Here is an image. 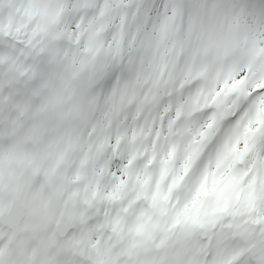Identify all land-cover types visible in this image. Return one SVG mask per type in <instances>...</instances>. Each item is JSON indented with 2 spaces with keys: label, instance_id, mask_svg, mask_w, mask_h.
Returning <instances> with one entry per match:
<instances>
[{
  "label": "snow or ice",
  "instance_id": "1",
  "mask_svg": "<svg viewBox=\"0 0 264 264\" xmlns=\"http://www.w3.org/2000/svg\"><path fill=\"white\" fill-rule=\"evenodd\" d=\"M0 264H264V0H0Z\"/></svg>",
  "mask_w": 264,
  "mask_h": 264
}]
</instances>
